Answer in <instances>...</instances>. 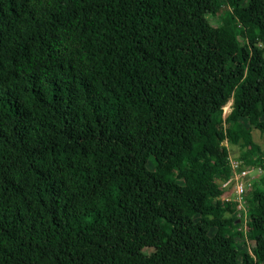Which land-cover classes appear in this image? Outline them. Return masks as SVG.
I'll list each match as a JSON object with an SVG mask.
<instances>
[{"label": "trees", "instance_id": "16d2710c", "mask_svg": "<svg viewBox=\"0 0 264 264\" xmlns=\"http://www.w3.org/2000/svg\"><path fill=\"white\" fill-rule=\"evenodd\" d=\"M254 130L264 0H0V264H264Z\"/></svg>", "mask_w": 264, "mask_h": 264}, {"label": "built area", "instance_id": "2783aa9c", "mask_svg": "<svg viewBox=\"0 0 264 264\" xmlns=\"http://www.w3.org/2000/svg\"><path fill=\"white\" fill-rule=\"evenodd\" d=\"M231 174L228 179L220 181V204H231L234 206V213L238 226L236 231L245 235L243 240L248 242L247 232L249 230V209L245 194L253 185L256 177L262 173L260 168L245 167L242 161L228 158ZM249 249V248H248Z\"/></svg>", "mask_w": 264, "mask_h": 264}, {"label": "rangeland", "instance_id": "374dc122", "mask_svg": "<svg viewBox=\"0 0 264 264\" xmlns=\"http://www.w3.org/2000/svg\"><path fill=\"white\" fill-rule=\"evenodd\" d=\"M227 10H228V7L226 5H222L220 10L216 11L214 13V17H218V16L222 15ZM230 104H231V102L229 101L228 103H226V105L222 109L224 118L229 117L232 113ZM225 126H227V124H224V127ZM217 138H218V141L220 142V144L222 145L223 152H224L226 157L232 159V158H235V157L240 155V153H241L240 149H238L236 146L229 145L226 143L223 132L218 133ZM252 141H253L254 147L257 146V147H259L261 152H264V133H259L258 131L254 130L252 132ZM236 226H238L237 222H236ZM248 232H249V230H248ZM248 232H247V234H248ZM243 237H245V235H242V239H243ZM249 247L251 248V244ZM147 249L153 250L150 247H148ZM147 251H149V250H147Z\"/></svg>", "mask_w": 264, "mask_h": 264}]
</instances>
